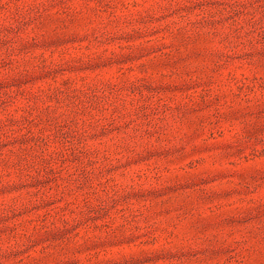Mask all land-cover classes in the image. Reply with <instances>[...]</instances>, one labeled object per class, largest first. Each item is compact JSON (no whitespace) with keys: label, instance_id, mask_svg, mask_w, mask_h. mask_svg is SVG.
I'll return each instance as SVG.
<instances>
[{"label":"rangeland","instance_id":"rangeland-1","mask_svg":"<svg viewBox=\"0 0 264 264\" xmlns=\"http://www.w3.org/2000/svg\"><path fill=\"white\" fill-rule=\"evenodd\" d=\"M0 264H264V0H0Z\"/></svg>","mask_w":264,"mask_h":264}]
</instances>
